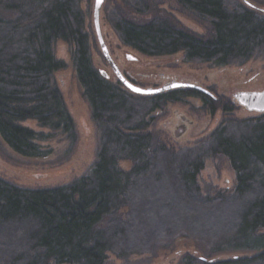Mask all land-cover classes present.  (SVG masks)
Here are the masks:
<instances>
[{"label":"trees","instance_id":"1","mask_svg":"<svg viewBox=\"0 0 264 264\" xmlns=\"http://www.w3.org/2000/svg\"><path fill=\"white\" fill-rule=\"evenodd\" d=\"M171 1L206 23V34L180 26L160 9L163 0H113L110 22L120 43L146 57L182 53L186 62L219 67L264 56V0ZM81 2L0 0L3 143L40 159L51 154L44 144L54 132L74 138L55 81L67 67L55 56L58 41L71 48L99 130L90 171L68 184L27 188L0 176V264H106L109 255L154 253L176 238L208 250L202 257L182 254L177 264H264V114L229 119L194 148H169L155 128L157 110L189 97L210 114L232 112L236 103L190 88L138 95L111 80L92 61ZM218 156L229 162L235 186L202 194L197 177L206 158ZM236 252L244 254L214 258Z\"/></svg>","mask_w":264,"mask_h":264},{"label":"rangeland","instance_id":"2","mask_svg":"<svg viewBox=\"0 0 264 264\" xmlns=\"http://www.w3.org/2000/svg\"><path fill=\"white\" fill-rule=\"evenodd\" d=\"M163 2L160 9L170 14L180 26L199 35L206 34V23L180 11L171 0ZM93 5L94 0L81 2L85 31L91 44L92 61L99 72L105 73L115 81L116 77L104 60L96 39L92 17ZM113 8V0H104L99 16L102 37L120 72L136 86L156 89L170 83L195 84L209 91L221 104L232 102V95L235 93L264 91V56L222 67L209 63L186 62L182 53L146 57L120 43L110 22L109 14ZM54 50L56 58L67 65L64 70L55 73V81L63 93L67 109L74 121L75 136L71 138L60 131L54 132L53 137L44 144L51 149V154L40 159L15 154L0 138V176L22 187L47 188L68 184L86 175L96 158L99 130L90 117L88 104L82 98V91L70 59L71 48L58 41ZM260 115L262 114L248 112L237 104H234L232 112L223 113L219 109L210 114L204 109L201 100L194 97L186 98L181 103H169L163 110L154 113L157 117L156 130L161 133L168 147L176 151L198 146L229 119H248ZM27 125L38 130L35 123ZM120 167L129 169L130 163L121 162ZM197 183L202 194L217 190L230 192L235 186V174L226 158L220 156L206 158L204 168L197 177ZM206 249L203 244L191 239L176 238L165 246L161 244V248L154 253L131 255L127 258L109 255L106 264H177L182 254L202 257L207 254ZM243 254L242 252L220 254L214 258L223 260Z\"/></svg>","mask_w":264,"mask_h":264},{"label":"water","instance_id":"3","mask_svg":"<svg viewBox=\"0 0 264 264\" xmlns=\"http://www.w3.org/2000/svg\"><path fill=\"white\" fill-rule=\"evenodd\" d=\"M104 0H94L93 5V25L94 31L96 34V39L102 53L104 60L109 65L113 75L116 79L123 84L125 88L131 91L134 94L138 95H154L164 91L172 90V89H179V88H190L197 90L201 93L210 94L209 91L195 85L189 83H170L165 86L156 89H144L141 87L136 86L135 84L131 83L119 70L116 63L111 58V55L108 51V48L104 42L102 37L101 28H100V9L103 4ZM131 56H129L130 58ZM105 74V73H103ZM135 89H139L140 91H136ZM232 101L236 103L238 106L244 108L248 112H255L258 114L264 113V91L262 92H239L232 95Z\"/></svg>","mask_w":264,"mask_h":264},{"label":"snow or ice","instance_id":"4","mask_svg":"<svg viewBox=\"0 0 264 264\" xmlns=\"http://www.w3.org/2000/svg\"><path fill=\"white\" fill-rule=\"evenodd\" d=\"M136 91H140L139 89H135Z\"/></svg>","mask_w":264,"mask_h":264},{"label":"flooded vegetation","instance_id":"5","mask_svg":"<svg viewBox=\"0 0 264 264\" xmlns=\"http://www.w3.org/2000/svg\"><path fill=\"white\" fill-rule=\"evenodd\" d=\"M194 90V89H193ZM197 91V90H196Z\"/></svg>","mask_w":264,"mask_h":264}]
</instances>
